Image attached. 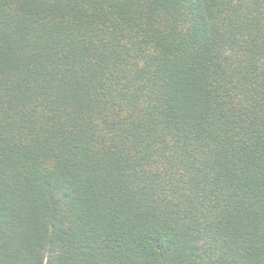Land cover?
I'll list each match as a JSON object with an SVG mask.
<instances>
[{
	"label": "trees",
	"instance_id": "16d2710c",
	"mask_svg": "<svg viewBox=\"0 0 264 264\" xmlns=\"http://www.w3.org/2000/svg\"><path fill=\"white\" fill-rule=\"evenodd\" d=\"M0 264H264V0H0Z\"/></svg>",
	"mask_w": 264,
	"mask_h": 264
}]
</instances>
